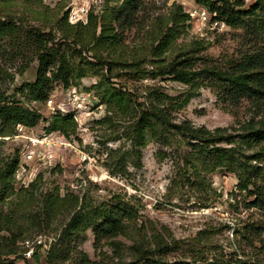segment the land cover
I'll return each instance as SVG.
<instances>
[{"label":"rangeland","instance_id":"374dc122","mask_svg":"<svg viewBox=\"0 0 264 264\" xmlns=\"http://www.w3.org/2000/svg\"><path fill=\"white\" fill-rule=\"evenodd\" d=\"M6 1L0 0V18L9 21L12 29L0 36V93L24 106L36 105L48 118L38 126L49 127L56 113H71H51L45 104L38 106L25 88L36 80L39 67L38 45L30 36L35 31H51L55 39L49 46L66 52L75 74L85 72L72 78V85L90 91L91 96L83 115L71 113L74 124L68 128V136L91 154V160L80 164L77 157H71L65 166H40L34 171L42 177L29 190L26 188L32 180L24 184L23 179L30 170L22 179L14 174L16 192H7L0 201V220L15 216L17 227L3 229L1 235L8 240L12 236L16 252L5 253L3 258L17 257L14 264H126L140 255L133 247L136 243L153 251L157 264H252L260 257V241L248 240L245 227L252 220H264V216L248 206L250 199L237 188L236 174L216 165L213 154H201L192 145L195 140L171 130L155 137L148 135L139 166L137 152L126 135L129 122L111 115V107L100 96L107 84L130 91L139 102H147L154 87L171 95L183 94L188 88L185 83L167 74L153 77L152 72L185 48H194L207 64L224 65L246 48L244 29L217 21L210 13L209 19H202L196 12L203 7L198 0H146L138 24L126 30L113 47L104 49L94 42L75 44L71 36L83 29L80 25L69 30V39L63 38L68 24L86 22L71 20L70 12L86 2L89 10L102 17L121 0ZM253 2L246 0V5ZM180 8L190 14L184 31L172 49L170 46L156 56L155 46ZM84 36L87 41L91 35ZM104 60L110 63L104 65ZM198 65L204 64L199 61ZM53 85L51 94L61 108L67 103L68 89L61 82ZM250 115L247 100L229 105L219 99L214 88L200 85L188 103L171 109L170 117L178 124L187 121L196 128L225 127L236 133ZM13 135L0 133V168L19 154L21 141ZM56 190L62 195L69 191L85 195L89 204L121 197L139 208L140 218L116 238L115 245H96L92 229L69 242L61 235L66 215L57 213L48 218L43 211L47 194ZM39 238L47 246L31 257L24 255L28 245ZM51 249L54 256L49 254Z\"/></svg>","mask_w":264,"mask_h":264},{"label":"trees","instance_id":"16d2710c","mask_svg":"<svg viewBox=\"0 0 264 264\" xmlns=\"http://www.w3.org/2000/svg\"><path fill=\"white\" fill-rule=\"evenodd\" d=\"M145 2L146 0H121L102 17L89 10L86 22L68 24L63 38L69 39V30L80 25L83 29L76 30L71 36L75 44L94 42L104 49H109L121 41L126 30L138 24ZM198 2L208 9L213 19L244 29L247 44L237 57L224 65L207 64L194 52V48L181 49L175 54L172 53L171 60L160 64L152 75L156 77L167 74L185 83L188 88L183 94L171 95L154 87L147 102L145 100L139 102L130 91L107 84L100 96L111 107L109 110L111 115L124 117L129 122L126 135L133 143V150L137 152L139 166L142 158L141 149L147 144L148 135L155 137L165 131H175L186 139L195 140L192 145L198 148L201 154H213L216 165L234 172L238 179L237 188L245 191L250 199L246 202L248 206L256 207L264 216V0H255L248 6L246 0H198ZM189 18L190 14L181 8L174 12L171 26H167L161 40L155 46L156 56H160L170 46L172 49ZM11 29L10 22L0 18V36ZM83 30L87 31L83 33ZM88 34L91 36L86 41L84 35ZM30 38L38 45L39 67L36 80L27 83L25 88L36 104H43L50 96L54 82H61L65 87H69L73 84L72 78L82 77L85 72L75 74L66 52L64 50L61 52L60 47L49 46V41L55 39L51 31H35ZM95 58L103 59L97 55ZM104 61V65L110 63ZM199 61L204 65H198ZM200 85L214 88L219 99L229 105L237 106L243 100L248 101L251 115L240 124L236 133L228 132L225 127L210 130L193 127L187 121L180 124L172 122L171 109L176 110L188 103ZM46 120L48 118L36 105L24 106L8 100L0 93L2 135L15 134L18 124L36 126ZM72 124L74 118L71 113H56L48 128L68 134V128ZM19 162L20 152L0 168V201L5 200L7 192H16L13 179ZM41 177L42 174L38 173L26 189L34 187ZM43 211L48 218H53L57 213L66 215L67 220L61 235L69 242L92 229L96 245L105 243L115 245L116 238L126 234L129 225L140 218L139 208L121 197L113 196L108 201L89 204L85 195L73 191L64 195L60 194L59 190L47 194ZM2 218L4 220H0V264H14L17 257L9 260L3 258V254L16 252L15 241L11 240L12 236L9 240L8 237L2 236L1 231L9 230L12 226L17 227L15 216L12 214ZM245 228L246 232H249L246 238L252 243L255 239L259 240L261 244L262 255L251 263L264 264V220H252ZM12 235L13 238L17 237L13 232ZM133 247L140 255L126 264L158 263L154 252L144 249L142 243H136ZM39 250L41 251L40 246L35 254ZM49 254L54 256L53 249ZM22 258L25 261L28 259L25 256ZM215 264L227 263L222 261Z\"/></svg>","mask_w":264,"mask_h":264},{"label":"built area","instance_id":"2783aa9c","mask_svg":"<svg viewBox=\"0 0 264 264\" xmlns=\"http://www.w3.org/2000/svg\"><path fill=\"white\" fill-rule=\"evenodd\" d=\"M88 11L89 3L85 2L70 12V18L71 20L76 18L77 21L84 20L87 18ZM196 12L204 20L210 17L209 11L205 6L199 8ZM67 89V103L63 107L59 108L60 104L57 106L53 94H50L43 104L37 105L43 106L45 104V107L51 110V113L62 110L73 113L75 117L78 113L83 115L85 111L83 109L87 107L89 97L91 96L90 91H81L73 85L67 87ZM12 137L21 141V148L19 150L20 162L15 175L19 179H22L21 175L26 174L30 170L28 177L23 179L24 184L29 179L30 181L34 179L32 175L36 177L37 174H35L36 172L34 170L40 166H65L71 157H77V162L80 164L89 163L91 160V154L85 151L75 139L60 130L49 129L46 125L27 126L18 124L16 133ZM39 246H47L41 238L36 239L34 244L28 245V248L23 252L24 255L31 257Z\"/></svg>","mask_w":264,"mask_h":264}]
</instances>
